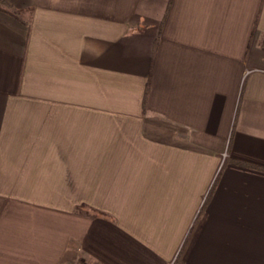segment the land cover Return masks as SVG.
Here are the masks:
<instances>
[{"label": "crops", "instance_id": "obj_1", "mask_svg": "<svg viewBox=\"0 0 264 264\" xmlns=\"http://www.w3.org/2000/svg\"><path fill=\"white\" fill-rule=\"evenodd\" d=\"M232 160L264 168V0L0 3V264H264Z\"/></svg>", "mask_w": 264, "mask_h": 264}, {"label": "trees", "instance_id": "obj_2", "mask_svg": "<svg viewBox=\"0 0 264 264\" xmlns=\"http://www.w3.org/2000/svg\"><path fill=\"white\" fill-rule=\"evenodd\" d=\"M3 2H4V0H0V3H3ZM14 14H16V13H14ZM149 92H150V83L148 84V88L146 89V96H145L146 98H145L144 109L147 108V98H148ZM227 161H228V160H227ZM232 162H234V163H236V164H238V165H240V166L249 167V168H256V169H260V170H264V168L256 167V166L251 165V164H247V163H243V162H238V161H234V160H232ZM225 164H226V163H225ZM225 164H224V166H225ZM221 173H222V171H220L218 177L221 175ZM218 177H217V179H218ZM217 179H216V181H217ZM216 181H215V182H216ZM186 244H187V241H186V243L184 244V248L181 250L180 255L178 256V258H177V260H176V262H175L176 264H177V263H180V264H181V262H182V256H183V250L185 249Z\"/></svg>", "mask_w": 264, "mask_h": 264}, {"label": "rangeland", "instance_id": "obj_3", "mask_svg": "<svg viewBox=\"0 0 264 264\" xmlns=\"http://www.w3.org/2000/svg\"><path fill=\"white\" fill-rule=\"evenodd\" d=\"M74 261H80L81 263H84V264H88L84 259H82L81 257H75L72 259V264L74 263ZM173 263V262H171Z\"/></svg>", "mask_w": 264, "mask_h": 264}, {"label": "built area", "instance_id": "obj_4", "mask_svg": "<svg viewBox=\"0 0 264 264\" xmlns=\"http://www.w3.org/2000/svg\"><path fill=\"white\" fill-rule=\"evenodd\" d=\"M73 264H84V263H81L80 261H74ZM170 264H173V263H170Z\"/></svg>", "mask_w": 264, "mask_h": 264}]
</instances>
